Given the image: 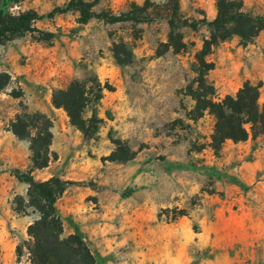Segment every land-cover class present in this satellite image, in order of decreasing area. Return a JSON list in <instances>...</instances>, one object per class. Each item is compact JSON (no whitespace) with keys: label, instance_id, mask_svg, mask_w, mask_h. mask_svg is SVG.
Segmentation results:
<instances>
[{"label":"rangeland","instance_id":"rangeland-1","mask_svg":"<svg viewBox=\"0 0 264 264\" xmlns=\"http://www.w3.org/2000/svg\"><path fill=\"white\" fill-rule=\"evenodd\" d=\"M69 1L9 0L6 9L47 15ZM86 1H98V12L120 14L146 0ZM238 1L245 12L264 16V0ZM179 5L185 21L218 16L216 0ZM36 26L55 39L27 34L0 43L1 80L7 81L0 90V264H31L28 228L38 216L13 207L28 190L14 172L31 168L29 142L10 128L24 110L52 124L51 162L32 174L36 181L70 182L57 203L65 235H80L98 264H264V135L228 140L215 151V116L188 117L195 107L188 87L198 77L199 58L213 66L205 78L216 90L214 101L249 82L260 86L264 107V31L248 45L236 36L219 41L202 56L211 38L204 25L182 30L186 47L179 53L164 47L169 27L162 20L82 23L68 12ZM115 43L127 45L132 63L118 64ZM73 82L83 84L93 101L84 113L89 135L53 102ZM117 141L135 157L114 161Z\"/></svg>","mask_w":264,"mask_h":264},{"label":"trees","instance_id":"trees-1","mask_svg":"<svg viewBox=\"0 0 264 264\" xmlns=\"http://www.w3.org/2000/svg\"><path fill=\"white\" fill-rule=\"evenodd\" d=\"M0 0V43L11 41L27 34L34 35L37 41L51 42L56 35L53 32L37 28L36 24L54 19L58 14L76 12L82 23L98 19L107 24H145L156 20L165 21L169 27L168 40L164 45L168 50L181 52L185 49L182 30L197 29L199 25L210 28L211 38L204 42L201 52L207 56L219 41L236 36L242 45L251 44L264 31V16H255L243 10V3L238 0H216L218 16L212 20L185 21L180 15L179 0H165L163 5L153 0H146L143 5L131 4L129 9L120 14L109 10L96 11L98 1L70 0L65 7H58L47 15H40L34 10L19 14L7 11L6 3ZM18 5L26 0H10ZM114 57L118 64L129 65L133 54L126 44L114 45ZM201 68L194 83L188 87L189 96L195 101L194 109L188 117L195 120L209 111L216 118V126L212 136L211 147L219 151L222 145L231 140L234 143L247 141L251 136L264 135V107L259 103L260 86L246 83L235 95H227L220 101H214L215 88L208 84L205 72L212 69L203 58H199ZM0 74V90L7 81H2ZM103 88L100 86L95 100L101 98ZM18 98L19 95L15 94ZM55 106L63 108L71 123L84 134L89 135V120L84 118L86 109L93 103L90 92L79 82H73L66 89L58 90L53 96ZM12 133L21 140L29 142L31 168L28 172L16 170L15 177L28 186L27 197L17 196L14 199V211L27 215L29 209L38 218L29 226L31 264H98L86 241L78 234L65 235L63 219L57 208L58 201L70 186L69 181L53 177L46 181H36L33 172L42 170L51 162L50 148L53 140L52 124L40 112L18 114L11 122ZM112 158L125 163L135 157L128 146L117 141ZM128 153L125 158L118 155Z\"/></svg>","mask_w":264,"mask_h":264}]
</instances>
